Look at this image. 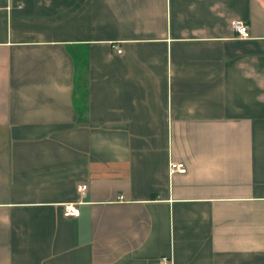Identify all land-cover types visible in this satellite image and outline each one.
<instances>
[{"label": "crops", "instance_id": "crops-1", "mask_svg": "<svg viewBox=\"0 0 264 264\" xmlns=\"http://www.w3.org/2000/svg\"><path fill=\"white\" fill-rule=\"evenodd\" d=\"M0 264H264V0H0Z\"/></svg>", "mask_w": 264, "mask_h": 264}, {"label": "built area", "instance_id": "built-area-1", "mask_svg": "<svg viewBox=\"0 0 264 264\" xmlns=\"http://www.w3.org/2000/svg\"><path fill=\"white\" fill-rule=\"evenodd\" d=\"M231 28L233 32L235 33L236 37L239 39H247L248 38V32H247V27L241 23V22H232ZM116 53L119 54L120 51L116 50ZM168 173L169 174H184L185 169L184 166L180 163H174L170 162L168 164ZM85 189V186H80L78 187V191L80 193L83 192ZM62 215L64 217H71V218H76L78 216V210L76 206L72 203H67L62 205ZM166 263V261H163Z\"/></svg>", "mask_w": 264, "mask_h": 264}]
</instances>
